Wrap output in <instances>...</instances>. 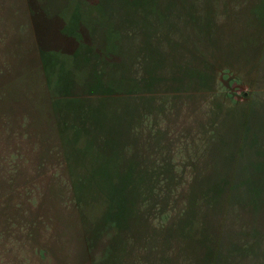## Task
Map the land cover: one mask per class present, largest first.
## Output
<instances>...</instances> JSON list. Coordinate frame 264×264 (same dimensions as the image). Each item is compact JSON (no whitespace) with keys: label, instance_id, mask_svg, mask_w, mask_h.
Instances as JSON below:
<instances>
[{"label":"rangeland","instance_id":"obj_1","mask_svg":"<svg viewBox=\"0 0 264 264\" xmlns=\"http://www.w3.org/2000/svg\"><path fill=\"white\" fill-rule=\"evenodd\" d=\"M0 264H264V0H0Z\"/></svg>","mask_w":264,"mask_h":264}]
</instances>
